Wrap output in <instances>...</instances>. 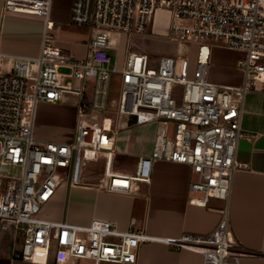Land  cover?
<instances>
[{
  "label": "built area",
  "instance_id": "obj_1",
  "mask_svg": "<svg viewBox=\"0 0 264 264\" xmlns=\"http://www.w3.org/2000/svg\"><path fill=\"white\" fill-rule=\"evenodd\" d=\"M53 0H3L5 13L44 19L38 57L8 56L0 51V222L24 234L21 259L47 263L54 248L55 264H136L142 244L164 243L201 254L203 264H240L248 252L234 240L228 208L207 235L185 233L176 239L156 237L113 222L89 225L53 221L42 216L67 178L81 183L83 160L106 157L105 190L130 194L134 183H149L154 163L187 165L196 179L188 185V202L206 207L212 198L229 203L236 173L247 165L237 159L243 137L242 111L236 98L264 84V0H73L71 23L92 26L91 61L79 60L58 46L51 31ZM161 13L169 17L163 38L198 46L190 77L188 57H163L150 68V57L130 53L125 67L112 66V46L101 30L127 36H151ZM216 47L243 54L237 67L238 86H221L208 79ZM12 60L8 72L3 61ZM121 74L120 116L136 124L155 123L153 150L141 156L133 175L113 170L116 143L109 110L111 82ZM92 84L89 94L87 86ZM182 89L181 104L174 98ZM65 95L79 98L78 122L72 143L39 142L34 135L39 104L59 103ZM173 136V138H171ZM134 224V223H133Z\"/></svg>",
  "mask_w": 264,
  "mask_h": 264
},
{
  "label": "crops",
  "instance_id": "obj_2",
  "mask_svg": "<svg viewBox=\"0 0 264 264\" xmlns=\"http://www.w3.org/2000/svg\"><path fill=\"white\" fill-rule=\"evenodd\" d=\"M72 2L53 0L51 19L55 28L62 31L69 29L70 32L66 34L68 38L59 41L58 46L76 58L84 56L80 60H87L91 37H84L82 27L71 23ZM44 25L45 22L34 15L5 13L3 0H0V51L8 56L38 57L42 49ZM112 50L116 53L115 59L112 58L113 65L122 71L130 52L121 59L118 48L112 46ZM242 56L237 51L214 48L208 71L209 81L221 86L241 85L244 76L237 67V61ZM12 64V60L7 59L2 67L9 71ZM236 103L242 111L243 132L237 147V159L247 168L236 173L228 204L212 198L206 207L191 205L188 202V185L197 178L196 175L187 165L158 161L153 165L151 181L134 183L135 190L130 194L105 190V168L102 173L81 181L78 186L71 185L69 181L63 182L54 199L44 207L42 216L83 226L93 220H105L113 222L123 231L133 229L156 237L176 239L185 233H211L220 222L222 211L228 208L234 240L253 253L244 256L240 264H264V84L243 98L237 97ZM43 104L35 112V138L46 143L73 142L78 103L74 107L62 103ZM116 117L115 122L109 117L116 143L114 163L118 156L127 158L131 160L133 170H116L114 163L113 168L116 173L133 175L139 158L152 152L155 136L150 150L141 149L139 143L145 142L144 134L138 133L135 125L127 124L119 133L122 116L118 113ZM131 122L136 124L134 118ZM97 159L104 160L106 166L104 155ZM0 264L36 263L0 256ZM43 264H55L53 255ZM136 264H203V257L186 249L156 242L141 245Z\"/></svg>",
  "mask_w": 264,
  "mask_h": 264
},
{
  "label": "rangeland",
  "instance_id": "obj_3",
  "mask_svg": "<svg viewBox=\"0 0 264 264\" xmlns=\"http://www.w3.org/2000/svg\"><path fill=\"white\" fill-rule=\"evenodd\" d=\"M41 18V17H40ZM44 21L43 18H41ZM76 27V26H75ZM167 28H169V17L167 14L161 13L157 19L156 24L153 28L150 27L149 33L152 34L151 36H137L134 37L130 41V46L128 48V38L126 35L117 33V32H110L108 30H101V33H105L107 35L108 43L118 48L119 50V57L121 59L125 58L128 52L135 53V54H143L148 55L150 57V68H155L156 63L159 59L163 57L169 58H184L188 57L191 62V70H190V77L193 75V70L195 69L197 63V50L198 46L191 42H172L165 38L163 35L167 33ZM79 29V28H78ZM83 31L82 34L84 37H91V40L97 34L96 29H94L91 25L87 27H82ZM69 29L63 30L59 28H54L51 31V34L54 36L56 43L59 44L60 40H64L69 35ZM67 34V35H66ZM90 40V41H91ZM93 50L90 49V56L89 62L91 61V55ZM111 57L115 59V51H110ZM76 58V57H75ZM83 59L84 56L77 57V59ZM113 61V60H112ZM264 64V60L261 61ZM113 66V63H112ZM3 71L8 72L7 70L3 69ZM121 85H122V76L121 74H114L111 82L110 88V97H109V111L108 116L116 121V114H118V107L120 103V96H121ZM87 91L89 94L92 92V84L89 83L87 86ZM174 98L177 101V104H181L182 100V89L179 85H175L174 90ZM79 102V98L72 96V95H65L63 99L59 102L68 106H76ZM44 105L43 103L38 105V109ZM49 105V103H46ZM75 115V114H74ZM132 121V117L129 116H122L120 118V122L122 125L119 127V133H121L124 124L128 125H135L138 133L144 134V143H139V148L141 149H148L152 148V142L156 132V125L155 123L143 124V125H136ZM77 122V116H76ZM131 122V123H130ZM173 138V136L171 137ZM155 140V139H154ZM72 143V142H71ZM100 156V155H99ZM114 168L123 170L131 168L130 171L133 170L131 160L118 156L114 163ZM105 168V161L97 159V160H83L82 164V172H81V181H86L87 178H92L93 176H97L104 171ZM113 168V170H114ZM115 171V170H114ZM67 178H63V182H66ZM24 234L19 229L16 230L15 225H9L5 222H0V256L2 257H9L15 258L20 260L21 259V252L23 246ZM54 248L51 249V254L53 255Z\"/></svg>",
  "mask_w": 264,
  "mask_h": 264
}]
</instances>
